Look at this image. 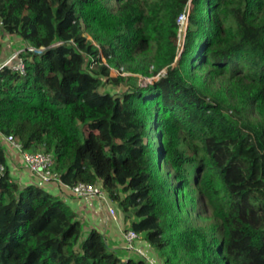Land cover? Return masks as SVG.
I'll return each instance as SVG.
<instances>
[{
  "label": "trees",
  "instance_id": "1",
  "mask_svg": "<svg viewBox=\"0 0 264 264\" xmlns=\"http://www.w3.org/2000/svg\"><path fill=\"white\" fill-rule=\"evenodd\" d=\"M0 21L4 40L43 48L21 53L25 74L0 70V136L52 153L62 184L100 182L163 264H264V121L247 112H263L264 0H0ZM85 32L110 65L166 71L149 85L92 69ZM204 67L229 80L233 102L204 88ZM0 166V264H148L134 246L124 250L140 257L120 256L98 227L84 231L39 182L14 180L1 143ZM192 188L211 210L208 231L181 221L175 189Z\"/></svg>",
  "mask_w": 264,
  "mask_h": 264
},
{
  "label": "rangeland",
  "instance_id": "2",
  "mask_svg": "<svg viewBox=\"0 0 264 264\" xmlns=\"http://www.w3.org/2000/svg\"><path fill=\"white\" fill-rule=\"evenodd\" d=\"M81 36H82L81 37V40H82L81 43H83L84 45H90L91 47L94 48L93 53L90 54L91 57L88 55V57H90L89 58L90 62H89V60L87 61V62H89V64L94 63L95 65L96 64L100 65L102 63H106L107 65L111 66V68H114L113 70L111 69L112 70V76L119 75V74L120 75H126V76L131 75V76L138 77L142 83L144 82L145 84H149V85H152L155 81H157L159 79L157 77L145 78L146 75H143L139 72L137 73V72L132 71L131 69H128L127 68L128 64L118 65L119 62H117V63H115L116 65L115 64L110 65L108 63V61H105V59H104L105 57L103 56L102 50H101L99 44L97 43V41H95L93 39V37L86 32L83 33ZM0 42L2 43L3 47H4V45H5V47L9 46L8 42L6 40H4V32L3 31L0 32ZM11 43H13V44H11L13 46H14V44H16L15 48L22 47V45L26 46V44H24L20 40H16V41L12 40ZM18 43H19V46H17ZM56 43H58V41ZM74 44L76 46H78V48H80V45H78L76 43H74ZM30 48H34V47H32L30 45ZM34 49L39 51L36 48H34ZM148 54H149L148 45L143 46L141 48L139 54H135V57L130 61V63L131 64L135 63L136 61L139 60V57H143V56L147 57ZM4 55H5V53H4ZM83 55L86 56L87 54L84 52ZM137 55H139V56H137ZM99 56H100V58H98ZM0 57H3L1 52H0ZM95 65H93V66L95 67ZM97 65H96V67H97ZM173 65L174 64H172V66ZM161 71L165 72L166 68H164ZM206 71H207V67H204L203 69H201L200 76L196 77V78H198L200 83H202L204 85V88L207 86V88L209 90H213L214 93H219L221 95V97L226 100L227 103L233 102L234 100L231 98L230 92L228 90L229 80L223 75H221V76H210L206 73ZM122 89H124V87L122 85L116 86L113 84H109V85L104 86L102 90L103 91L107 90L111 93H118ZM247 112L250 113V117L252 120H254V121H256V120L262 121L263 120L264 121V103H263L262 114L258 115L257 113H255V108L253 106H250L249 108H247ZM154 128H155V126H154ZM152 136H157L156 130L152 131ZM154 140H155V143L157 145L158 139L154 137ZM6 148L9 150L10 154L15 159L18 160V162L20 164H23V159H22L21 153L19 151H17L13 147H10L9 145H6ZM12 149L17 151V153L14 152ZM7 158H8V164H9L10 169H11V173L13 175L12 178L14 180H18V178L20 176L18 174L19 171L13 168V166L10 164V159L8 156H7ZM158 166L160 167L162 173L167 177V179H172V181H171L172 184L174 182L176 183V181L174 180V177H173L172 169L169 168V166L167 165V163L165 162V160L163 158L158 160ZM20 167L22 168V165ZM40 184L43 187H45L47 190L57 194V191L53 189L52 185L47 184V183H41V182H40ZM175 191H176L175 197L177 198V200H176L177 201V203H176L177 209L179 211V215H180L182 223L187 224L192 228H198L204 232L208 231L211 228V225L214 222L213 221L214 219L212 217L211 210L207 206L206 202L203 199L199 198V196H198L199 194H198L197 190L192 188L191 192L189 194L187 193V190H185V189H175ZM106 199H107V202L104 203L105 200H99L95 196H89V197H86V198H83L80 200L71 201L68 204L73 209L83 207L85 210H87L89 213L88 217L90 218L92 224L101 228L102 232L107 237V240L110 241V239L113 237V234L111 231V227L107 228L108 224L113 223L114 219H119V221L121 223V227L123 228V230H125V228L128 227V224L123 220L122 211L118 208L116 202L110 200L108 196L106 197ZM100 201L103 202L104 204H102ZM110 207L114 209L116 214L114 213L113 215H109L110 217L107 220L105 218V215H107L108 208H110ZM121 216H122V219H121ZM94 218H96L98 220H95ZM85 225H87V223ZM123 230H121V231H123ZM114 232L117 234V230H115ZM122 236H123V232H122ZM143 238H144L143 236L139 237V235H138V238L133 242L132 246H134V248L136 250H138L141 253H144L145 256H147L148 248H147V246L144 245ZM116 244L117 245L120 244V239H118L116 241ZM119 247L120 246H118V249H117L118 254L120 256L126 254L124 252V250L120 249ZM125 251H127V250H125ZM132 252H134V251H132ZM138 257H140V254L135 252V254H133V258H138ZM148 258H150V259H147L148 264H158L157 262H155L153 260L152 257H148ZM160 258L162 259V264H163L164 259L162 258V256Z\"/></svg>",
  "mask_w": 264,
  "mask_h": 264
},
{
  "label": "built area",
  "instance_id": "3",
  "mask_svg": "<svg viewBox=\"0 0 264 264\" xmlns=\"http://www.w3.org/2000/svg\"><path fill=\"white\" fill-rule=\"evenodd\" d=\"M188 13L189 10L186 9L183 13H181L177 18L178 24V36L180 46L184 40L186 28L188 25ZM2 22L0 21V25ZM25 50H35L34 48H30V45H26L19 49H11L7 54H2L3 57H0V70L2 68H7L15 72H20L21 74H25V63L22 60L21 53ZM37 51V50H36ZM1 52V49H0ZM94 63L90 64V67L94 69ZM96 66V65H95ZM160 73L152 77H160ZM148 78V77H145ZM0 143L5 149V153L8 157L10 154L6 148V145L13 147L17 151L21 153L23 164L22 168L27 171L34 181L47 183L51 185H55L60 187L61 191H67L70 196L75 199H82L89 196H95L99 200H105L107 202V194L103 189L102 184L100 182L95 183H85V182H77L71 186L62 184L60 181V177L58 172L55 170V162L52 153H46L41 151H29L24 150L21 143L14 138L12 135L0 136ZM3 170V166H0V171ZM115 213L113 208H108V214L113 215ZM123 248L131 249L133 248V242L138 238V234L132 229L123 230Z\"/></svg>",
  "mask_w": 264,
  "mask_h": 264
},
{
  "label": "crops",
  "instance_id": "4",
  "mask_svg": "<svg viewBox=\"0 0 264 264\" xmlns=\"http://www.w3.org/2000/svg\"><path fill=\"white\" fill-rule=\"evenodd\" d=\"M10 40V41H9ZM12 40H14V41H16V40H19L18 38H17V36H11V37H8L7 39H6V41L8 42V44H9V46H6L5 47V45H4V47L1 45L0 46V49H1V53L2 54H7L8 52L7 51H9V50H11V48L13 49H19V48H22V47H24L23 45H22V47H19V48H15L16 47V44H14V46L13 45H11V44H13V43H11L12 42ZM17 46H19V43L17 44ZM9 47V48H8ZM8 150V149H7ZM13 150V149H12ZM14 152H16L17 153V151H15V150H13ZM8 152H9V150H8ZM9 154H10V152H9ZM9 159H10V164L13 166V168L14 169H16V170H18L19 171V178H18V182L21 184V185H23V184H25V183H31V182H35L34 181V179L32 178V176L27 172V171H25L23 168H21L20 166L22 165V164H20L19 162H18V160L17 159H15L11 154H10V157H9ZM20 167V168H19ZM51 185V184H50ZM53 186V189L54 190H56L57 191V194H55V195H57L59 198H61L62 200H64L65 202H67V203H69V202H71V201H76V200H80V199H75V198H73L72 196H70V194L67 192V191H65L64 192V190L63 191H61V189H60V187H58V186H55V185H52ZM53 193V192H52ZM83 199V198H82ZM101 202V201H100ZM102 204H104V203H106V202H101ZM75 211H76V213H77V215H78V217H79V219H80V221L82 222V224H83V227H84V231H88L91 227H93V226H96V225H94V224H92V222H91V220H90V218L88 217V211L87 210H85L83 207H80V208H77V209H74ZM116 214V213H115ZM110 216H109V214H108V211H107V215H105V218L108 220V218H109ZM95 220H98V219H96V218H94ZM121 219H122V216H121ZM114 222L113 223H111V224H108L107 225V228H109V227H111V231H112V234H113V237L110 239V241L112 242V244H111V246L113 247V248H116V249H118V246H120L119 248L120 249H123L124 250V248H123V239H122V231L121 230H123V228L121 227V223H120V221H119V219H114L113 220ZM87 223V225H85ZM96 227H98V226H96ZM99 228V227H98ZM105 228V227H104ZM100 230H101V228H99ZM115 230H117V234L114 232ZM102 231V230H101ZM115 233V234H114ZM141 236V235H140ZM118 239H120V244L119 245H117L116 244V241L118 240ZM110 241H109V244H110ZM144 245L145 246H147V248H148V250H147V256H145L147 259H150V258H148V257H152L153 258V260L155 261V262H157L158 264H162V259L160 258L161 256L159 255V252H157L156 250H154L146 241H144ZM134 249V248H133ZM126 250V249H125ZM124 250V252L126 253V254H124V255H122L124 258H129V257H132L133 258V254H135V252H132L133 250H127V251H125ZM140 253V252H139ZM138 253V254H139ZM140 254H142V253H140ZM143 255V254H142ZM144 256V255H143Z\"/></svg>",
  "mask_w": 264,
  "mask_h": 264
},
{
  "label": "water",
  "instance_id": "5",
  "mask_svg": "<svg viewBox=\"0 0 264 264\" xmlns=\"http://www.w3.org/2000/svg\"><path fill=\"white\" fill-rule=\"evenodd\" d=\"M43 50V48H40V50L39 51H42ZM181 53V52H180ZM180 53H179V55H180ZM179 55L177 56V58H179ZM112 70L114 69V68H111Z\"/></svg>",
  "mask_w": 264,
  "mask_h": 264
},
{
  "label": "clouds",
  "instance_id": "6",
  "mask_svg": "<svg viewBox=\"0 0 264 264\" xmlns=\"http://www.w3.org/2000/svg\"><path fill=\"white\" fill-rule=\"evenodd\" d=\"M106 64V63H105ZM112 71V70H111Z\"/></svg>",
  "mask_w": 264,
  "mask_h": 264
}]
</instances>
